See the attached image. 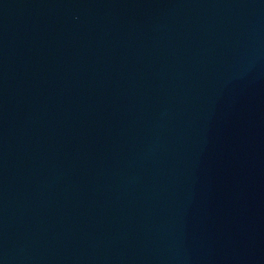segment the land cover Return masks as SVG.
I'll return each mask as SVG.
<instances>
[{"label": "water", "instance_id": "obj_1", "mask_svg": "<svg viewBox=\"0 0 264 264\" xmlns=\"http://www.w3.org/2000/svg\"><path fill=\"white\" fill-rule=\"evenodd\" d=\"M0 264H264V0H0Z\"/></svg>", "mask_w": 264, "mask_h": 264}]
</instances>
